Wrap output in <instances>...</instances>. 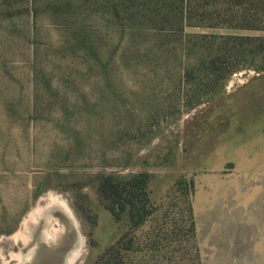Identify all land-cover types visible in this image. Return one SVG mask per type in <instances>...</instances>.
<instances>
[{
    "label": "rangeland",
    "instance_id": "374dc122",
    "mask_svg": "<svg viewBox=\"0 0 264 264\" xmlns=\"http://www.w3.org/2000/svg\"><path fill=\"white\" fill-rule=\"evenodd\" d=\"M69 1L99 57L66 49L59 0H0V264H96L130 229L100 178L139 174L154 212L125 264H264V0L135 37Z\"/></svg>",
    "mask_w": 264,
    "mask_h": 264
},
{
    "label": "trees",
    "instance_id": "16d2710c",
    "mask_svg": "<svg viewBox=\"0 0 264 264\" xmlns=\"http://www.w3.org/2000/svg\"><path fill=\"white\" fill-rule=\"evenodd\" d=\"M56 3L58 6L52 9L50 17L69 31L66 49L84 58L99 57L97 32L86 21L88 11L82 10V7H74L69 0H59ZM79 3L85 5L84 0H79ZM98 3L103 9L101 20L104 28L112 34L135 37L149 33L159 36L163 35L161 32H183L187 28L202 27L200 19L203 16H200L196 0H101ZM36 12H31L32 18L37 17ZM188 37L192 41L200 38V35ZM148 183V176L145 174L128 178L103 175L100 178L98 192L106 209L117 220L128 214L130 229L96 264H125L121 253L129 256L134 253V231L146 225L154 212ZM189 186L193 190L194 181Z\"/></svg>",
    "mask_w": 264,
    "mask_h": 264
},
{
    "label": "bare ground",
    "instance_id": "6f19581e",
    "mask_svg": "<svg viewBox=\"0 0 264 264\" xmlns=\"http://www.w3.org/2000/svg\"><path fill=\"white\" fill-rule=\"evenodd\" d=\"M34 222V221H33Z\"/></svg>",
    "mask_w": 264,
    "mask_h": 264
}]
</instances>
